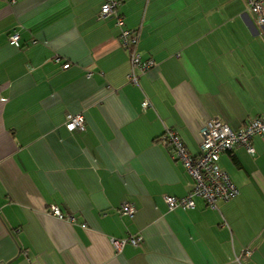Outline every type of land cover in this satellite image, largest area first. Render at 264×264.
I'll use <instances>...</instances> for the list:
<instances>
[{"label": "crops", "instance_id": "1", "mask_svg": "<svg viewBox=\"0 0 264 264\" xmlns=\"http://www.w3.org/2000/svg\"><path fill=\"white\" fill-rule=\"evenodd\" d=\"M103 1L0 0V264H264V136L220 155L238 194L216 209L167 207L193 179L159 141L171 128L198 155L209 119L264 116V24L244 0H120L154 61L132 82Z\"/></svg>", "mask_w": 264, "mask_h": 264}, {"label": "built area", "instance_id": "2", "mask_svg": "<svg viewBox=\"0 0 264 264\" xmlns=\"http://www.w3.org/2000/svg\"><path fill=\"white\" fill-rule=\"evenodd\" d=\"M247 9L254 15L258 24H264V0H244ZM120 0H104L99 12L100 18H114L119 28L120 41L122 47L127 50L131 61V72L128 79L132 82L137 81L138 69L144 72L149 69L154 61L151 59L142 60L137 51L138 33L134 30L124 28V19L118 13ZM10 44L19 46L20 35L17 30H13L8 37ZM57 59L56 57H54ZM69 63H64L63 68H67ZM144 107L149 105L147 100L142 102ZM85 120L82 114H67L65 127L72 131L75 129L83 130ZM255 135L264 136V116L250 118L243 126L237 130H232L228 124L217 118L209 119L200 131V153L192 155L183 145L177 132L171 128H166L159 137V141L173 148L175 156L180 159L187 172L193 179L192 190L183 197L172 195L165 196V202L169 209L177 207L189 209L194 207L193 198L199 196L205 200L207 205L217 208L220 200H229L238 194V188L231 180L228 173L219 167V157L224 152L232 151L234 147L243 145L249 153H253L250 143ZM122 214L132 216L134 207L124 203L120 206ZM53 212L58 216L61 214L56 208ZM140 238L132 236L124 239H110L113 248L120 251L125 243L129 242L137 245ZM250 252L246 251V255Z\"/></svg>", "mask_w": 264, "mask_h": 264}]
</instances>
